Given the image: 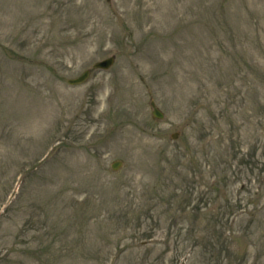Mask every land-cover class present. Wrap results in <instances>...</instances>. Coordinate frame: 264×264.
<instances>
[{
	"label": "rangeland",
	"instance_id": "obj_1",
	"mask_svg": "<svg viewBox=\"0 0 264 264\" xmlns=\"http://www.w3.org/2000/svg\"><path fill=\"white\" fill-rule=\"evenodd\" d=\"M0 264H264V0H0Z\"/></svg>",
	"mask_w": 264,
	"mask_h": 264
},
{
	"label": "water",
	"instance_id": "obj_2",
	"mask_svg": "<svg viewBox=\"0 0 264 264\" xmlns=\"http://www.w3.org/2000/svg\"><path fill=\"white\" fill-rule=\"evenodd\" d=\"M109 62H110V59H108L107 61H105L103 65H106V64H108ZM84 77H85V75L81 76V77H80L79 79H77L76 81H80V80H82ZM117 165H118V162L114 163L112 166H113V167H116Z\"/></svg>",
	"mask_w": 264,
	"mask_h": 264
}]
</instances>
